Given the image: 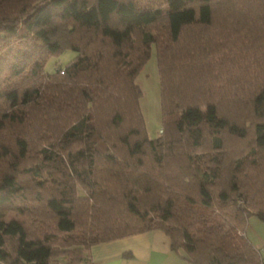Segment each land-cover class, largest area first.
I'll return each mask as SVG.
<instances>
[{
    "label": "trees",
    "instance_id": "1",
    "mask_svg": "<svg viewBox=\"0 0 264 264\" xmlns=\"http://www.w3.org/2000/svg\"><path fill=\"white\" fill-rule=\"evenodd\" d=\"M152 48L155 138L135 81ZM251 216L264 0H0V264H93L92 245L152 229L192 264H264Z\"/></svg>",
    "mask_w": 264,
    "mask_h": 264
},
{
    "label": "crops",
    "instance_id": "2",
    "mask_svg": "<svg viewBox=\"0 0 264 264\" xmlns=\"http://www.w3.org/2000/svg\"><path fill=\"white\" fill-rule=\"evenodd\" d=\"M251 217L247 226L250 222L255 225L256 221H251ZM259 229L264 231V228ZM244 234L255 247L264 248V233L263 236L252 235L248 226ZM89 256L93 264H192L179 251L171 249L168 236L159 229L92 245Z\"/></svg>",
    "mask_w": 264,
    "mask_h": 264
},
{
    "label": "rangeland",
    "instance_id": "3",
    "mask_svg": "<svg viewBox=\"0 0 264 264\" xmlns=\"http://www.w3.org/2000/svg\"><path fill=\"white\" fill-rule=\"evenodd\" d=\"M75 55L76 52L71 49H66L57 55H52L47 58L44 70L46 72H53L56 66L64 67L71 59L74 58ZM135 81L141 89L139 104L144 117L147 135L150 138L158 137L161 130L162 116L160 107L159 77L154 48L151 49V56L135 77ZM250 220L256 221L255 225L253 222H250V225L248 224L250 233H252V235L255 233L263 236L264 231L259 228H264V222L259 221L254 216H252Z\"/></svg>",
    "mask_w": 264,
    "mask_h": 264
},
{
    "label": "built area",
    "instance_id": "4",
    "mask_svg": "<svg viewBox=\"0 0 264 264\" xmlns=\"http://www.w3.org/2000/svg\"><path fill=\"white\" fill-rule=\"evenodd\" d=\"M262 253H263V255H264V248L262 249Z\"/></svg>",
    "mask_w": 264,
    "mask_h": 264
}]
</instances>
